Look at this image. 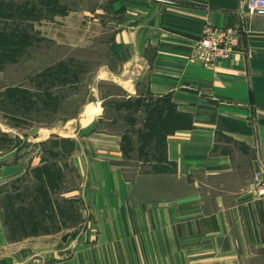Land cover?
Segmentation results:
<instances>
[{"label":"crops","instance_id":"1","mask_svg":"<svg viewBox=\"0 0 264 264\" xmlns=\"http://www.w3.org/2000/svg\"><path fill=\"white\" fill-rule=\"evenodd\" d=\"M247 1L114 0L117 66L105 80L125 98H168L189 116L165 138L173 172L128 177L121 137L96 128L101 103L49 144L79 174L52 214L75 206L79 223L13 242L0 224V264H264V201L254 192L264 181V16L248 15ZM205 28L236 30V51L204 64L195 42ZM24 173L4 168L0 184Z\"/></svg>","mask_w":264,"mask_h":264},{"label":"rangeland","instance_id":"2","mask_svg":"<svg viewBox=\"0 0 264 264\" xmlns=\"http://www.w3.org/2000/svg\"><path fill=\"white\" fill-rule=\"evenodd\" d=\"M113 2L0 0V171L25 169L22 176L0 184V224L11 242L45 233L61 235L79 223L75 206L63 210L61 220L52 214L53 202L78 184L79 174L49 144L88 123L101 103L105 111L96 128L121 137L128 177L173 172L163 154L165 136L156 117L169 108L167 102L149 95L125 98L123 90L105 80L103 70L117 66L108 50L121 18ZM52 172L57 177L47 175ZM7 175L2 171L0 177ZM138 186L151 189L150 184ZM42 193L46 202L33 217L36 227L27 225L28 230L16 235L22 224L15 217L22 196L24 206L34 209ZM36 260L42 261L35 257L29 263Z\"/></svg>","mask_w":264,"mask_h":264},{"label":"built area","instance_id":"3","mask_svg":"<svg viewBox=\"0 0 264 264\" xmlns=\"http://www.w3.org/2000/svg\"><path fill=\"white\" fill-rule=\"evenodd\" d=\"M248 15L264 16V0H248ZM239 34L233 28H205L203 34L195 42L198 59L204 64H212L218 60L228 59L237 48ZM254 192L264 201V181L256 184ZM36 264H43L36 260Z\"/></svg>","mask_w":264,"mask_h":264},{"label":"trees","instance_id":"4","mask_svg":"<svg viewBox=\"0 0 264 264\" xmlns=\"http://www.w3.org/2000/svg\"><path fill=\"white\" fill-rule=\"evenodd\" d=\"M159 99H162L163 101L167 102L166 104H168V106H169V108L167 107L168 109H166V112H164V113L162 111H159L160 109H158L159 112H157L158 114L156 116L158 121H160L159 124L157 123V128L159 130H161V133L165 136L164 137V146H163V154L165 156V151H164L165 150V148H164L165 147V138L167 137V135L169 133H172L176 129L189 127L190 118L188 115L181 114V113L177 112L175 109V106L169 101L168 98H159ZM53 145H54V141L52 142V146ZM122 150H123V148H122ZM43 172H44V170H42V173ZM47 175L51 176V177H57V174L54 175L53 172L48 173ZM44 176H46V173H44ZM42 183H43V181H42ZM24 198L22 196L23 201L20 203V205L18 206V208L16 210L17 214L15 217L18 218L19 219L18 221L22 223L21 224L22 228L21 227L16 228L17 231H14V233L16 235L19 232H24V231L28 230L26 228L27 225H28L27 227L31 226L30 228L36 227V226L32 225V222L34 219L33 217L38 213L39 208L43 204H45V202H46V197H45L44 193H42L39 197L35 198L36 202H38L40 200V202H38V204L36 205V208L30 209V208H28V206H24ZM39 205H41V206H39ZM19 207H21V208H19ZM32 212H34V213H32ZM33 231H35V230H33Z\"/></svg>","mask_w":264,"mask_h":264}]
</instances>
